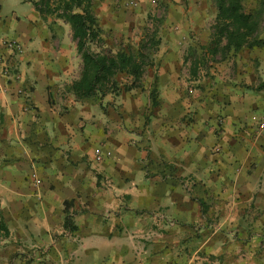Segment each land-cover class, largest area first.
I'll list each match as a JSON object with an SVG mask.
<instances>
[{
    "label": "crops",
    "instance_id": "0c3cea01",
    "mask_svg": "<svg viewBox=\"0 0 264 264\" xmlns=\"http://www.w3.org/2000/svg\"><path fill=\"white\" fill-rule=\"evenodd\" d=\"M40 1L0 0V54L23 45L0 72V264H264V46L214 61L212 0H156L140 79L77 99L76 40ZM128 1L91 0L100 34L156 11Z\"/></svg>",
    "mask_w": 264,
    "mask_h": 264
},
{
    "label": "trees",
    "instance_id": "16d2710c",
    "mask_svg": "<svg viewBox=\"0 0 264 264\" xmlns=\"http://www.w3.org/2000/svg\"><path fill=\"white\" fill-rule=\"evenodd\" d=\"M91 0H58L53 11L57 17L70 25L72 37L76 40L82 66L79 77L72 82L70 90L77 99L102 95L114 83L118 72L128 73L138 81L147 62V55L153 47V41L141 43L137 52L119 47L112 51L103 47L98 51L90 48V43L100 40V30L96 17L90 9ZM215 6V19L211 30V39L203 53L212 56L219 54L223 58L230 51H239L243 47L264 46V39L258 36L260 13L247 11L244 0H212ZM40 5H46L42 0ZM38 6V3L35 2ZM80 11H75V9ZM60 10V12H59ZM147 54V55H145ZM133 81V82H134ZM264 88V80L257 89ZM154 102V101H153Z\"/></svg>",
    "mask_w": 264,
    "mask_h": 264
},
{
    "label": "rangeland",
    "instance_id": "374dc122",
    "mask_svg": "<svg viewBox=\"0 0 264 264\" xmlns=\"http://www.w3.org/2000/svg\"><path fill=\"white\" fill-rule=\"evenodd\" d=\"M128 1V0H127ZM250 2L251 5H256V0H247ZM153 6L155 7V12L153 14H143L142 18L141 14H135L133 10L131 13L127 14V20H134L137 19L138 22L135 27H132L128 30H110L108 33L104 32L100 34V37L106 42V39H109L106 43L113 49H117L119 47L130 51L135 50L134 43L135 39L142 36V40L144 42L154 41L156 36V26L161 24V20L164 16V6L160 4L158 1L153 0ZM137 5H134V7ZM133 6V5H132ZM137 7V6H136ZM159 10V11H158ZM212 19V18H211ZM212 22V20H209ZM128 39V40H127ZM132 39V40H131ZM130 40V41H129ZM95 48V47H94ZM215 61V60H214ZM151 101H154L152 99Z\"/></svg>",
    "mask_w": 264,
    "mask_h": 264
},
{
    "label": "built area",
    "instance_id": "2783aa9c",
    "mask_svg": "<svg viewBox=\"0 0 264 264\" xmlns=\"http://www.w3.org/2000/svg\"><path fill=\"white\" fill-rule=\"evenodd\" d=\"M129 5H135L136 2L134 0H129L127 2ZM6 54L1 53L0 54V72L6 76H13L14 73V68L13 64L10 59H13L15 55H18L23 52V45L17 41V40H7L2 42ZM10 62V63H9ZM18 92H21V89H18ZM102 158V153L99 149L94 150V159L96 161H100ZM31 178L35 181V183L39 184L40 179L37 178L36 173L32 172L31 173Z\"/></svg>",
    "mask_w": 264,
    "mask_h": 264
}]
</instances>
